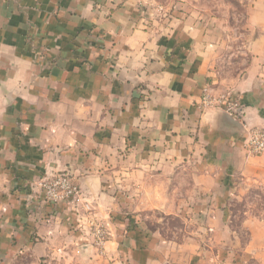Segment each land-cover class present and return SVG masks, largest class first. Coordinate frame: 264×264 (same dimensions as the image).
I'll return each instance as SVG.
<instances>
[{"label":"crops","instance_id":"0c3cea01","mask_svg":"<svg viewBox=\"0 0 264 264\" xmlns=\"http://www.w3.org/2000/svg\"><path fill=\"white\" fill-rule=\"evenodd\" d=\"M240 1L248 60L226 82L213 21L179 15L147 30V0H0L1 250L32 248L34 232L40 257L76 245L94 203L106 216L114 200L166 213L201 201L211 234L201 244L118 233L105 248L116 264H217L213 249L232 235L231 178L264 184V154L244 150L249 130L264 132V0ZM205 89L239 118L200 109ZM66 170L79 201L30 196L33 181Z\"/></svg>","mask_w":264,"mask_h":264},{"label":"rangeland","instance_id":"374dc122","mask_svg":"<svg viewBox=\"0 0 264 264\" xmlns=\"http://www.w3.org/2000/svg\"><path fill=\"white\" fill-rule=\"evenodd\" d=\"M146 3L147 10H144L145 19H142V23L147 30L153 27L154 23L159 26L179 15L213 21L221 25L224 29V46L220 50V59L216 66L217 76L226 82L242 76L248 60L243 49L246 41L244 21L248 7L240 0H147ZM200 109L207 108H203L200 103ZM237 110L240 114L238 107ZM254 130L259 129H251L249 132ZM62 174L71 177L77 185L76 179L67 170L47 175L41 181ZM39 182L40 180L33 181L29 185V194L39 203L40 196L47 202ZM231 182L233 185L228 191L225 207L232 235L223 247L213 249L214 253L220 252L217 264H264V184L242 177L231 178ZM83 197L88 199L85 194ZM94 205L95 203L92 204V213H84L89 217L84 215L77 224L76 231H73L78 233L76 245L68 246L67 243V247L64 245L63 248L52 251L51 256L40 257V235L34 232L29 237L32 248L0 249V264H116L113 251L107 250L105 243L109 240L115 241L112 236L118 233L121 237L156 234L162 241L176 244L192 241L201 244L211 236L205 229L203 215L200 212L206 207V202L175 203L176 210H173V214L159 209H136L133 203L125 204V207L114 200L108 209L103 207L107 210L100 206L102 211L107 212L106 216L95 213ZM84 210L88 211L86 207ZM36 220L35 224L40 221L39 218ZM58 224L60 225L59 222ZM98 230L102 232V241L99 245L96 244ZM59 239L61 238L58 237L57 240L60 241Z\"/></svg>","mask_w":264,"mask_h":264},{"label":"built area","instance_id":"2783aa9c","mask_svg":"<svg viewBox=\"0 0 264 264\" xmlns=\"http://www.w3.org/2000/svg\"><path fill=\"white\" fill-rule=\"evenodd\" d=\"M223 97L214 98L210 96L208 91L203 90L200 103L203 108L220 107L233 118H239L237 105L235 102L225 101ZM246 149V150H245ZM244 150L248 155H262L264 154V133L259 130L249 132L246 142L244 143ZM45 199L49 203H59L72 199L79 201L81 196L80 190L75 182L66 174H62L51 178L50 180H42L39 182ZM97 245L102 241V232L97 231Z\"/></svg>","mask_w":264,"mask_h":264},{"label":"water","instance_id":"95a60500","mask_svg":"<svg viewBox=\"0 0 264 264\" xmlns=\"http://www.w3.org/2000/svg\"><path fill=\"white\" fill-rule=\"evenodd\" d=\"M225 113V112H224ZM229 118H232L230 115H228L227 113H225Z\"/></svg>","mask_w":264,"mask_h":264}]
</instances>
